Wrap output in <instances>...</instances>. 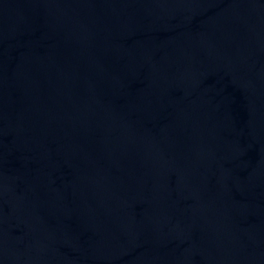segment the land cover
Wrapping results in <instances>:
<instances>
[{"label":"water","instance_id":"95a60500","mask_svg":"<svg viewBox=\"0 0 264 264\" xmlns=\"http://www.w3.org/2000/svg\"><path fill=\"white\" fill-rule=\"evenodd\" d=\"M0 264H264V0H0Z\"/></svg>","mask_w":264,"mask_h":264}]
</instances>
